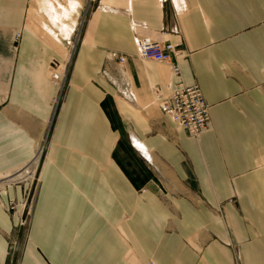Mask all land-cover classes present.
<instances>
[{
  "label": "crops",
  "instance_id": "1",
  "mask_svg": "<svg viewBox=\"0 0 264 264\" xmlns=\"http://www.w3.org/2000/svg\"><path fill=\"white\" fill-rule=\"evenodd\" d=\"M179 83L198 137L161 109ZM43 145L18 229L10 175ZM0 264H264V0H0Z\"/></svg>",
  "mask_w": 264,
  "mask_h": 264
},
{
  "label": "built area",
  "instance_id": "2",
  "mask_svg": "<svg viewBox=\"0 0 264 264\" xmlns=\"http://www.w3.org/2000/svg\"><path fill=\"white\" fill-rule=\"evenodd\" d=\"M95 0H89V2ZM163 1V0H162ZM138 54L142 59L152 60L160 63H171L172 73L174 76L179 77L181 75L180 66L177 62H171V57L174 55L178 58L179 52L176 46L173 44H165L159 41L153 40L150 37H140L136 39ZM119 63L125 62V57L120 56ZM53 82L57 85H61L64 88L66 85L67 75L61 74L54 68L52 75ZM56 106L59 103V99L55 101ZM161 109L164 113L168 114L172 122L178 128H184L193 137H198L202 133L206 132L210 128V105L206 101L201 89L197 85L186 86L179 83L178 86L172 90L165 102L161 104ZM44 146L38 151L34 162L36 165L34 168L27 169L22 173H18L11 178L13 183H20L21 181L34 178L38 174V168L44 156ZM139 148L144 151L139 145ZM31 162V163H32ZM22 224L25 222V216L21 218Z\"/></svg>",
  "mask_w": 264,
  "mask_h": 264
},
{
  "label": "rangeland",
  "instance_id": "3",
  "mask_svg": "<svg viewBox=\"0 0 264 264\" xmlns=\"http://www.w3.org/2000/svg\"><path fill=\"white\" fill-rule=\"evenodd\" d=\"M81 27V26H80ZM80 32V30H79ZM79 32H77L76 37H75V41H77L78 39V35ZM74 41V43H75ZM57 89H58V95L57 97H59L62 93L64 88H61V85L58 83L57 85ZM59 99V98H58ZM56 105V103H55ZM35 163L32 162L29 165H27L26 167H23L22 169L18 170L16 173L11 174V178L14 177L15 175H17L18 173H22L25 170H27L28 168H34L35 167ZM31 167V168H30ZM39 169L40 166L38 168V174L36 175V177L34 178L35 180H24L21 181L20 183H14L16 185L21 184V185H27L26 190H25V194L23 196V199L21 200V202L19 204H17L15 201L10 202L8 205H6L5 210L9 215L15 214L18 218V229H25L27 227V225L29 224L30 221V217L32 215V211H33V207L35 206V202H36V198H37V193H38V188H39ZM22 216H25V222L22 224L21 222V218ZM15 243L12 242L11 247H10V254H13L14 250H15Z\"/></svg>",
  "mask_w": 264,
  "mask_h": 264
}]
</instances>
